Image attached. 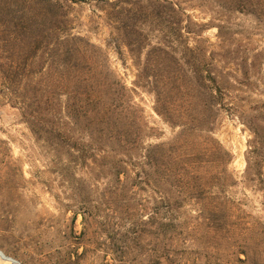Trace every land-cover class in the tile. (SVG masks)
I'll list each match as a JSON object with an SVG mask.
<instances>
[{
  "label": "rangeland",
  "instance_id": "obj_1",
  "mask_svg": "<svg viewBox=\"0 0 264 264\" xmlns=\"http://www.w3.org/2000/svg\"><path fill=\"white\" fill-rule=\"evenodd\" d=\"M173 1L183 9L190 46L203 48V62L227 87L231 106L219 111L213 128L193 135L191 188L147 184L135 174L132 163L143 146L171 142L181 129L155 111V93L137 82L147 48L130 52L129 38L96 1L66 0L72 32L103 48L114 77L128 87L139 115V148L128 155L115 149L116 140L96 142L92 130L75 124L71 133L105 159L73 162L75 168L65 172L66 148L58 155L57 146L35 135L0 71L5 255L20 264H264V0H250L244 10V0ZM28 3L0 0V63L40 61L32 67L38 71L46 49L42 59L33 58L36 32ZM176 56L180 74L190 76L195 61ZM37 77L33 73L32 83ZM164 197L172 199L171 208Z\"/></svg>",
  "mask_w": 264,
  "mask_h": 264
},
{
  "label": "trees",
  "instance_id": "obj_2",
  "mask_svg": "<svg viewBox=\"0 0 264 264\" xmlns=\"http://www.w3.org/2000/svg\"><path fill=\"white\" fill-rule=\"evenodd\" d=\"M28 1L36 32L31 42L33 58L42 59L39 53L46 49L47 61H41L38 71L32 67L39 66L40 61L26 65L21 61L0 63V71L4 89L20 105L31 130L38 138L57 146L58 155L66 148L70 164L63 165L65 172L78 166L80 160L105 159V154L98 159L91 146L71 133L75 124L92 130L96 142L113 139L118 142L116 150H125L128 155L137 151L141 137L139 115L129 99L127 85L114 77L108 54L72 32L73 18L66 0ZM94 1L105 10L110 23L129 38L125 43L130 52L147 48L137 82L155 93V111L167 123L181 128L171 142L143 146L139 161L132 163L138 165L136 176L147 184L154 180L157 186L176 187L183 183L191 188L188 180L195 167L193 135L200 129L213 128L219 111L231 109L225 101L227 87L209 63L203 62L208 61L203 48L190 46L191 31L183 25V9L173 0ZM248 1L244 0L245 5L240 8L244 10ZM179 53L187 56L186 61H195L189 67L190 76L180 74L176 65L181 61L176 56ZM33 73L38 76L34 83ZM62 94H66V100L61 99ZM119 162L124 168L123 161ZM171 201L163 198L167 208L173 205Z\"/></svg>",
  "mask_w": 264,
  "mask_h": 264
},
{
  "label": "water",
  "instance_id": "obj_3",
  "mask_svg": "<svg viewBox=\"0 0 264 264\" xmlns=\"http://www.w3.org/2000/svg\"><path fill=\"white\" fill-rule=\"evenodd\" d=\"M0 256L3 258V259H11L13 262H15V264H20L19 261H17L16 259L12 258V257H9L7 255L4 254L3 251L0 250Z\"/></svg>",
  "mask_w": 264,
  "mask_h": 264
},
{
  "label": "bare ground",
  "instance_id": "obj_4",
  "mask_svg": "<svg viewBox=\"0 0 264 264\" xmlns=\"http://www.w3.org/2000/svg\"><path fill=\"white\" fill-rule=\"evenodd\" d=\"M0 264H15V262H13L11 259H3L0 256Z\"/></svg>",
  "mask_w": 264,
  "mask_h": 264
}]
</instances>
